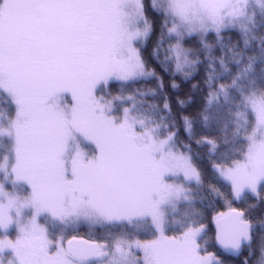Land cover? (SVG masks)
Segmentation results:
<instances>
[{"label":"snow or ice","instance_id":"1","mask_svg":"<svg viewBox=\"0 0 264 264\" xmlns=\"http://www.w3.org/2000/svg\"><path fill=\"white\" fill-rule=\"evenodd\" d=\"M0 264H264V0H0Z\"/></svg>","mask_w":264,"mask_h":264},{"label":"trees","instance_id":"2","mask_svg":"<svg viewBox=\"0 0 264 264\" xmlns=\"http://www.w3.org/2000/svg\"><path fill=\"white\" fill-rule=\"evenodd\" d=\"M218 210H219V211H227V208L224 207V206H220V207L218 208Z\"/></svg>","mask_w":264,"mask_h":264}]
</instances>
